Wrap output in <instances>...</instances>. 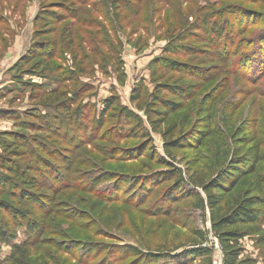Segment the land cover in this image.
Listing matches in <instances>:
<instances>
[{"label":"rangeland","instance_id":"1","mask_svg":"<svg viewBox=\"0 0 264 264\" xmlns=\"http://www.w3.org/2000/svg\"><path fill=\"white\" fill-rule=\"evenodd\" d=\"M0 19V37L17 41L1 83L0 155L41 183L25 193L0 169V264L222 259L196 207L202 191L177 193L161 162L162 134L180 138L175 167L194 181L253 135L264 177V0H0ZM156 95L170 109L154 131L140 109ZM209 101L217 135L201 140ZM241 245L264 264V226Z\"/></svg>","mask_w":264,"mask_h":264},{"label":"trees","instance_id":"2","mask_svg":"<svg viewBox=\"0 0 264 264\" xmlns=\"http://www.w3.org/2000/svg\"><path fill=\"white\" fill-rule=\"evenodd\" d=\"M214 24L217 25V23ZM213 32L215 34L216 30H213ZM7 36L0 37V58L1 54H3V57L14 43V39H10V41L5 39ZM263 49L259 47L257 50L260 56L263 54ZM222 54H225V52ZM228 55L229 52L226 53V58ZM25 56L20 60H23ZM217 56L219 59L221 58V55L218 54ZM262 58L264 59V55ZM254 72L252 71L251 73L253 74ZM136 98L139 100V95ZM168 103L160 95H156L154 102L147 103L144 109L141 107L140 111L144 112L145 118L154 131H157L165 123V118L170 109L166 105ZM212 106L213 104L209 101L203 109L205 120L203 127L205 130L201 140L217 135L213 127ZM129 114L126 115L129 118L141 119L138 115ZM2 118H4L3 113L0 112V119ZM53 130L60 132L58 128L53 127ZM162 135L168 160H161V162L164 166L171 168L169 174L177 181L175 182L178 188L176 190L177 193L182 192L183 187L187 186L193 187L194 190L200 189L202 191V193H196V198L198 199L196 207L203 213H208V220L211 226L208 234H213L214 239L219 244L223 256L222 264H258L256 260L246 255L241 245V242L246 237L258 234L264 226V177L258 174V165L262 162V157L260 145L255 137L249 134L247 138L242 139L241 142L244 145L241 151L234 153L230 164L226 168L219 169L214 177L209 180L202 178L194 181L192 177L185 179L186 173L175 167L176 159L172 152L179 148L180 138L176 139L169 131ZM0 147L6 152V147L1 141ZM246 149L247 151L244 152ZM8 163L10 164L11 161L6 156L2 157L0 155V169L15 178V181L20 184L22 191L30 193L38 190V186L41 184L40 181L35 178H33V181L29 180L22 173V169ZM47 171L45 173L48 179L43 178L46 181V183H43L50 185L49 188L55 190L53 187L54 179H51L53 176ZM58 181L63 182L61 178ZM59 185H63V183ZM25 202L23 203V199H21L19 203L24 205ZM0 210H6L5 205H0ZM201 240L207 242L208 236L201 237ZM193 250L197 257H206L212 254V251L203 247L193 248Z\"/></svg>","mask_w":264,"mask_h":264},{"label":"crops","instance_id":"3","mask_svg":"<svg viewBox=\"0 0 264 264\" xmlns=\"http://www.w3.org/2000/svg\"><path fill=\"white\" fill-rule=\"evenodd\" d=\"M17 41H15L13 43V45L6 51V53L4 54L3 57L0 58V90L2 89V80H4V74H6L10 68L11 65H9V63H11L10 61H14L15 59H17L16 55L15 57L12 56V53L10 52L13 47L15 46ZM17 51V50H15ZM21 52V51H20ZM4 124L6 125V123H4L1 119H0V130L1 129H5Z\"/></svg>","mask_w":264,"mask_h":264},{"label":"built area","instance_id":"4","mask_svg":"<svg viewBox=\"0 0 264 264\" xmlns=\"http://www.w3.org/2000/svg\"><path fill=\"white\" fill-rule=\"evenodd\" d=\"M213 264H222V259H216Z\"/></svg>","mask_w":264,"mask_h":264}]
</instances>
